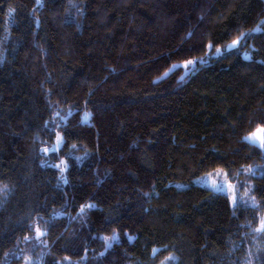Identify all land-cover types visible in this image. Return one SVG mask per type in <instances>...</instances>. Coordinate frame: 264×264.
Listing matches in <instances>:
<instances>
[{"label":"trees","instance_id":"16d2710c","mask_svg":"<svg viewBox=\"0 0 264 264\" xmlns=\"http://www.w3.org/2000/svg\"><path fill=\"white\" fill-rule=\"evenodd\" d=\"M259 126L264 0H0V264H264Z\"/></svg>","mask_w":264,"mask_h":264},{"label":"rangeland","instance_id":"374dc122","mask_svg":"<svg viewBox=\"0 0 264 264\" xmlns=\"http://www.w3.org/2000/svg\"><path fill=\"white\" fill-rule=\"evenodd\" d=\"M228 46H227V48H222V47L218 48V49H220V52L217 53L215 51L214 55L218 56V55L222 54L224 51L229 50ZM243 54L245 57H250V55H251V53L248 50H243ZM191 60L195 61V63L192 65H188L187 68L184 67L186 62L182 64L183 67L185 68V73H188L190 70H192L193 67L197 63V60H195V59H191ZM83 119L88 121L90 119V112L86 111L83 115ZM261 129H264V127L263 126L257 127L253 132L247 134V136L255 134L257 137H262V136H264V133H262L260 131ZM221 181H223V190H219V188H218V185H220ZM192 182L206 186V187H209L215 191L227 194L230 197V200L233 204L242 203V204L251 205V206H253V205L257 206L258 205V200H257L256 196L253 194L251 187L248 186L247 183L239 182L238 179L232 180L228 176L227 171L222 167L216 168L214 170H210V171L203 173L197 177H194L192 179ZM189 183L190 182H186V183L179 182L177 184L180 187H185V186L189 185ZM262 220H264V209H260L259 221L256 225V229L260 228ZM102 237L103 238L114 237L115 239H113L111 241V245L114 242L119 241L121 239V235L118 231H114L110 234H102ZM130 237H133V236L130 235ZM105 244H106V242H105ZM107 248H109V247L106 244V249ZM162 264H172V261L166 260ZM246 264H250V261H247Z\"/></svg>","mask_w":264,"mask_h":264},{"label":"snow or ice","instance_id":"6c2138e0","mask_svg":"<svg viewBox=\"0 0 264 264\" xmlns=\"http://www.w3.org/2000/svg\"><path fill=\"white\" fill-rule=\"evenodd\" d=\"M238 43H239V40H237V41H233V43H232L231 45L228 46L229 49L234 48ZM212 47H213L212 44H209V45H208V48H209V49H211ZM216 52L219 53V52H220V49H216ZM194 63H195V61H193V60H189V61L186 62V64L184 65V67L187 68L188 65H192V64H194ZM175 67H177V66H174V68H175ZM165 75H167V73H166ZM161 78H163V77H161ZM57 115H59V113H57ZM86 115H87V114H86ZM260 131H261L262 133H264V129H261ZM58 140H59V137H58ZM244 140H245L246 142L250 143V144L255 145V146H258V147H264V136H262V137H257L255 134H252V135H250V136H246V137H244ZM44 151H48V150L45 149ZM57 167H59V166H57ZM61 171H63V169H61ZM249 171H251V169H249ZM218 188H219V190H223V181H221L220 185H218ZM253 206H255V205H253ZM88 207H94V205H89ZM81 211L83 212L84 210L81 209ZM36 231H37V236L43 235V233H41V232L39 231L38 228L36 229ZM257 231H264V220L261 221L260 228H258ZM26 239H27V238H26ZM104 239H105V242H106V244L108 245V247H111V241H112L113 239H115V238H114V237H105ZM159 251H160L159 249H154V250H153V254L155 255V254L158 253ZM167 259H168L169 261H171V260H175V257L170 256V257H168Z\"/></svg>","mask_w":264,"mask_h":264}]
</instances>
